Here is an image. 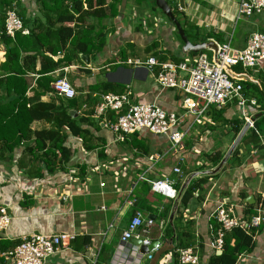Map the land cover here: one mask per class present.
<instances>
[{"label": "crops", "instance_id": "0c3cea01", "mask_svg": "<svg viewBox=\"0 0 264 264\" xmlns=\"http://www.w3.org/2000/svg\"><path fill=\"white\" fill-rule=\"evenodd\" d=\"M42 2L19 0L20 14L28 20L45 21ZM171 5L193 44L230 40L232 46L243 49L249 35L264 26V19L259 15L238 19L236 0H185L184 10L179 0ZM118 10L117 16L103 21L106 43L103 49L87 53L89 64L79 56L71 65L52 74L56 77L65 73V78L77 90L75 117L88 119L83 125L84 136L68 135L66 142L72 157L65 168L41 178L30 177L26 172L31 162L29 155L24 154L26 144L18 146L6 158L0 157V208L6 207L12 218L8 229L0 235L8 240H22L32 233L74 235L73 240L52 255L51 264H149L153 259L150 255L155 256L162 246L167 249L174 242L171 238L176 234L165 237L167 224L175 204H178L177 210L181 208L179 191L185 180L195 171L214 167L207 155H225L238 135L234 120L244 119L242 108L231 100L222 109L211 108L203 123L195 122L184 109L185 95L180 90L163 89L150 70L126 61L154 55L162 60L193 64L199 53L183 51L178 31L156 7L155 0H121ZM29 26L34 27V23ZM204 52L212 54L209 48ZM59 57L62 55L54 59ZM5 60L6 47L0 43V65ZM40 65L38 60L37 69ZM247 73L254 80L264 79V61L257 70ZM26 77L33 85L38 75L29 73ZM106 89L108 93L130 89L134 103H155L168 112H178L181 120L177 129L185 133L181 147L173 150L167 136L146 129L128 134L124 141L117 140L107 125L112 120L109 114L101 117L92 113ZM0 95H5V91L1 90ZM54 96L48 93L42 99L48 101ZM250 110L253 114L260 112L257 107ZM31 128H50V124L34 121ZM260 142L263 146L255 147L252 139L241 141L238 155L182 208L183 226L191 221L193 246L202 253L203 262L208 252L211 254L208 243L215 228L212 219L221 202L236 203L241 214H248L247 203L255 204L254 211L260 203L264 207V138L261 135ZM177 166L181 174L175 173ZM166 178L176 187L175 198L151 189V181ZM139 195L157 211L155 215L129 203ZM249 196L253 202L247 201ZM136 210L145 218L153 215L155 219L151 239L160 240V248L150 254L140 252L137 239L126 242L121 239ZM163 211H168L167 220L161 218ZM258 230L255 250L241 258L239 264H264V220ZM6 264L12 263L6 260ZM157 264L179 263L169 251L163 253Z\"/></svg>", "mask_w": 264, "mask_h": 264}, {"label": "trees", "instance_id": "16d2710c", "mask_svg": "<svg viewBox=\"0 0 264 264\" xmlns=\"http://www.w3.org/2000/svg\"><path fill=\"white\" fill-rule=\"evenodd\" d=\"M42 1L41 8L45 11V21L41 18L28 20L22 16L19 0H0V43L6 47V60L0 65L2 72L0 91H5V95H0V157L6 158L18 146L26 144L24 154H28L31 161L26 167V172L30 177L38 178L46 173H55L65 168L72 157L71 148L66 142L68 135L84 136L86 130L83 125L88 120L84 117H74L71 113L78 107L76 98L62 99L55 94L52 84L61 76L54 77L52 74L59 68L71 65L80 54L103 49L106 33L102 23L105 19L118 15V5L121 0ZM174 1L169 0V3L172 4ZM14 6L22 17L24 29L27 31H19L12 37L6 33L5 19L8 9ZM92 20L98 22L100 26L98 27ZM31 22L34 23V27L29 26ZM260 28V31L264 32V26ZM59 55L62 57L54 59V56ZM38 60L41 65L37 69ZM235 71L238 74L243 73L241 66H237ZM29 73L38 75L33 85L26 77ZM242 76L240 80L244 85L245 95L248 98H255L258 104L257 109L264 112V79L256 78L258 80L256 84ZM104 91L106 94L109 89ZM48 93H53L57 97L44 101L42 98ZM92 113L95 114L94 108ZM109 116L112 119V113ZM34 121H45L50 124V128L33 130L31 124ZM245 122L243 118L234 120L237 126L236 134L240 132ZM260 135L264 138V114L255 121L254 127L244 136L242 142L252 139L255 147H261L263 145L260 142ZM238 153L239 146L231 158ZM223 156L217 153L209 154L207 158L215 167ZM216 175L196 177L184 190L180 197L181 208L177 210L173 224H167L168 232L165 237L170 235L171 238L173 233L176 234L171 238L174 242L169 248H164L159 253L160 257L164 252L169 251L177 257V248L194 245V234L189 230L191 221L184 226L182 223V208H186L196 196L197 190L204 188V185ZM149 190L147 187L146 191ZM135 205L153 215L157 212L140 195ZM246 205L250 208L249 215L244 212L242 216L248 221L256 214V211L253 208L255 204L247 203ZM167 215L168 211H163L161 218L167 220ZM212 221L216 227V218ZM259 228L234 227L225 235L223 252L221 254L208 252L203 263L238 264L242 254L252 253L255 250ZM175 238L178 239L177 245H175ZM20 243L21 240H8L0 235V254L13 250ZM199 246L204 248V244ZM0 264H6L5 257L1 255Z\"/></svg>", "mask_w": 264, "mask_h": 264}, {"label": "built area", "instance_id": "2783aa9c", "mask_svg": "<svg viewBox=\"0 0 264 264\" xmlns=\"http://www.w3.org/2000/svg\"><path fill=\"white\" fill-rule=\"evenodd\" d=\"M259 15L264 19V0H240L237 18ZM6 33L12 37L24 29V22L17 8L8 9L5 19ZM217 49L209 48L212 54L202 51L197 54L193 64L187 61L162 60L151 55L146 59H128L126 62L137 67H146L155 76L158 84L163 88L180 90L184 94V109L195 118L198 124L203 123V117L211 108L222 109L231 100H235L242 108V114L246 122L251 121L250 108L258 107L255 98H248L244 93V85L241 76L248 74L247 68L256 67L264 61V32L254 31L247 40L245 48L232 46L231 41L216 42ZM241 66L243 73L235 71ZM56 95L72 99L77 96V90L71 82L61 77L52 84ZM97 116L105 117L113 115L109 128L115 133L116 139L124 141L126 136L142 129L153 134L165 135L171 142V148L178 150L181 147L185 133L179 131L181 117L178 112H168L155 103H134L130 89L123 93L103 94L100 101L94 106ZM245 122V123H246ZM251 128L254 123L251 122ZM175 173L181 174L180 167L174 168ZM72 170V173H75ZM142 179H146L143 176ZM151 189L154 192L175 198L176 187L170 179H156L151 181ZM103 185V184H102ZM135 205V201L129 202ZM264 207L259 205L256 214L248 221L243 219L237 209L236 203L221 202L215 210L217 226L208 243L211 253L221 254L225 244V235L234 227L253 228L260 227L264 220ZM11 216L6 207L0 208V232L8 229ZM155 219L145 218L140 210H136L122 233V241L132 239L141 240L143 245H150L152 227ZM74 239V235L39 234L32 233L22 238L21 243L13 250L3 253L5 259L12 264H51V257L65 245ZM160 248L158 244L152 251ZM151 253V252H150ZM148 253V254H150ZM179 264H204L202 253L198 247H180L176 249ZM244 253L241 258L247 256ZM253 257V256H252ZM150 258L153 256L150 255Z\"/></svg>", "mask_w": 264, "mask_h": 264}, {"label": "water", "instance_id": "95a60500", "mask_svg": "<svg viewBox=\"0 0 264 264\" xmlns=\"http://www.w3.org/2000/svg\"><path fill=\"white\" fill-rule=\"evenodd\" d=\"M236 1L240 2V0H236ZM155 3H156V6L163 12V14L167 18H169L170 21L174 24L176 30L178 31V34L180 35V37H181V39L183 41V44H184L183 51L185 53H190V52H192V53H200V52L206 50L207 48L217 49V44H216L215 41L202 42V43H197V44H193L191 42V40L188 37V34L186 33L185 29L183 28L182 23L180 22L178 17L175 15L173 7L169 3V0H155ZM179 5L184 10L186 8L185 0H179ZM80 57H81V59L83 61H85V63H87V64L90 63L88 54H81ZM61 77H65V73H63L61 75ZM242 77H245L250 82L258 84V81L251 79V77L249 75H247V74L243 75ZM71 113L75 117V114H76L75 111L72 110ZM263 114H264L263 111L255 113L251 117V121L250 122H246L244 124V126L242 127V129L238 133L237 137L235 138L234 142L232 143V145L230 146L228 151L225 153V155L223 156L222 160L219 162L218 165H216L215 167H213L211 169H206V170H202V171H195V172L191 173L187 177V179L185 180L184 184L182 185V188L179 191V196L182 195V193L188 187V185L190 184L192 179H194L196 177H199V176H202V175H216L219 172H221L223 170L224 166L229 162L230 158L232 157L233 153L235 152V150L237 149V147L241 143L242 139L244 138V136L246 135L248 130L250 129L251 122L255 123V121L258 118H260ZM247 201L253 202V197L249 196L247 198ZM177 207H178V204H175L174 210H173V212L170 215L169 222L171 224H173V220H174V216H175ZM148 218L149 219L150 218L154 219L153 215H149ZM136 244L140 245V247H141L140 248V252L142 254H148L158 244H160V240H154L150 245H143L141 240H137ZM163 249H164V247H161V249L159 251H157V253L155 254V257H153V259H152L150 264H157L158 263V260L160 258L159 253H161L163 251Z\"/></svg>", "mask_w": 264, "mask_h": 264}, {"label": "rangeland", "instance_id": "374dc122", "mask_svg": "<svg viewBox=\"0 0 264 264\" xmlns=\"http://www.w3.org/2000/svg\"><path fill=\"white\" fill-rule=\"evenodd\" d=\"M261 65H262V64H261ZM261 65L256 66V67H250V68H247L246 71H247V72L255 71V70H257ZM255 75H256V74H255Z\"/></svg>", "mask_w": 264, "mask_h": 264}]
</instances>
